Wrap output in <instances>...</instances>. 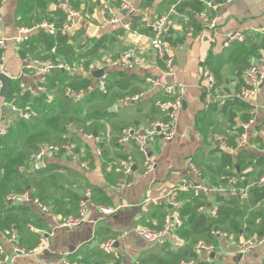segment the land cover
I'll use <instances>...</instances> for the list:
<instances>
[{
    "label": "crops",
    "instance_id": "crops-1",
    "mask_svg": "<svg viewBox=\"0 0 264 264\" xmlns=\"http://www.w3.org/2000/svg\"><path fill=\"white\" fill-rule=\"evenodd\" d=\"M212 1L218 3L217 9L198 0H130L134 12L128 15L121 9L120 0H34L31 4L25 1L24 7L22 0H0V19L6 39L4 72L12 82L18 81L24 91L30 92L32 102L37 98L51 101L56 95L55 90L50 92L44 87L50 72H39L36 61L64 64L72 72H62L92 81L88 92H80L75 97L76 102L84 101V96L90 92L101 91L100 81L103 77L109 79L105 96L86 102L82 113L88 118L95 115L87 121V133L99 137L100 142L86 139V132L82 130L68 129L64 141L69 136L74 143L73 155H48L36 161L35 153L26 152L25 166L21 170L30 181L22 180L19 184L26 185V192L31 191L34 198L40 200L41 196L40 201L47 206L48 212L42 213L35 204L16 206L7 203L9 207L23 209L16 213L26 227L14 229L19 245L34 252L14 256V246L8 235L0 231V244L9 258L0 264H63V254L69 261L78 263L136 264L154 246L137 235L136 229H161L164 225L160 223V208L165 205L153 202L144 210L142 204L147 198L165 199L183 181L223 188L219 173L224 154L234 163L245 150L264 159V84L256 99L248 103L257 109V113L247 133V145L233 147L229 142L226 148L218 149L214 139L217 134L234 136L236 129L247 122L250 115V110L245 107L231 104L236 99L242 100V91L249 87L244 75L246 68L261 60L264 64V0H235L230 4ZM104 5L112 9V15L119 21L117 24L105 21L111 15L102 12ZM173 5H177L179 16L172 19L167 39L168 53L174 63L173 72L169 74L151 48L150 40L153 36L151 25ZM68 7L81 14L75 27L66 34L75 54L72 65L63 57L54 60L55 52L43 53V47H39V58L35 52H25L21 46L27 41H32L39 32L49 33L43 29L35 31L27 41L20 42L18 29H31L43 23L60 26ZM206 18H217L213 30L206 27ZM235 33L242 34L244 42L225 46L227 37ZM130 49L142 61V65L133 70L117 65L120 53ZM100 70L104 71V76L94 77ZM210 75L215 80L211 91L207 89ZM148 79L158 80L162 86L155 87L147 82ZM174 85L185 87L175 138L165 141L158 136L152 142L150 153L156 169L146 174L144 158L137 146L133 143L119 145L117 139L128 130L149 128L159 119L153 102ZM139 93L145 94L140 102L127 100ZM5 100L2 98L0 104ZM21 119L10 109L1 108L0 130H7L8 134ZM113 162L131 164L133 175L128 179L134 182L132 187L119 189V181L124 175L113 167ZM251 170L250 166L244 173ZM256 172L254 176L258 182L252 177L246 186L264 185L260 183L264 172H260V168ZM238 179L244 182L243 177L238 176ZM87 189L97 191L94 206L87 212V222L71 230L58 227L61 218L78 216L79 200ZM99 207H113L117 212L105 215ZM260 208L264 207L259 206L257 210ZM169 211L170 208L166 213ZM248 236L244 233L237 238H217L212 244L213 251L196 250L197 259L191 261L194 264H264V245L246 255L237 252L239 239ZM109 240L116 241L119 260L101 250V244ZM165 242L173 247L184 244L176 231L168 235Z\"/></svg>",
    "mask_w": 264,
    "mask_h": 264
},
{
    "label": "trees",
    "instance_id": "trees-1",
    "mask_svg": "<svg viewBox=\"0 0 264 264\" xmlns=\"http://www.w3.org/2000/svg\"><path fill=\"white\" fill-rule=\"evenodd\" d=\"M25 1L31 4L34 0H22V7H24ZM29 41L21 46L25 48V52H35L36 57L39 58L38 52H41L39 47H43V53L55 52L54 60L58 59V57H63L72 65V59L75 54L72 45L68 44V35L58 33L52 36L45 32H39L38 35L33 37L32 41ZM1 55L2 51L0 50V65ZM106 80L108 85L109 79L107 78ZM91 86L92 81L82 76H70L62 71H53L47 75L44 87L50 92L55 90L53 92L56 95L51 101L37 98L32 102L30 92L24 91L18 81L11 83L5 101H14L16 107L30 114V119L22 118L18 125L6 136L0 137L1 232L7 233L15 230L14 228L16 227L23 230L26 227V225L21 223L22 220L16 213L21 212L23 209L15 206L9 207L6 201L7 196L11 193L26 192V185L19 184V181L22 180L25 183L30 181L27 178L25 179L21 170L25 166L26 152L32 151L37 154L41 146H62L65 144L64 140L66 137L64 138V136L70 125L73 130L88 132L87 121L95 115L91 114L89 118L82 115L85 103L96 97L105 96V92L102 90V92H90L84 96V101L79 102H76L75 97L80 92H88ZM160 95L162 96L157 99L160 101H154L153 106L160 117L157 120H167V113L162 112L157 103L173 101L177 96L171 92L160 93ZM231 105L233 107L237 105L245 107L247 111L251 109L248 103L240 99H236ZM250 119L251 116L248 115L245 121L248 122ZM241 131L240 128H237L234 136H228V143L230 142L233 147L236 144L238 145L237 140L241 135ZM121 136L119 135L118 139ZM231 159L229 155L224 154L220 162L222 171L219 173V178H223L222 185L226 189L232 186L237 189L245 188L252 177L257 180L254 175L257 173L256 170L258 168H260V172H264V159H258L250 151L241 152L237 163L232 162ZM247 162L249 163L247 164ZM250 166L252 170L244 173ZM238 176L239 178H244L243 183L238 181ZM232 179H235V181L230 183ZM218 188H221V186ZM229 191L227 194H215L214 197H205L203 195L195 197L193 193L179 194L177 200L182 202V206L178 209V212L182 219V225L175 231L184 244L181 247H173L166 242L154 245L140 257V264H182L183 262H192L191 260L197 259L196 246L199 242L215 243L218 237L213 235L214 231L227 232L230 236L236 238L244 233L249 236L261 237L264 234V208L259 210L257 208L259 206L264 207V185L251 187L246 199L231 196ZM96 192V190L92 192L94 201ZM211 204H217L218 206V212L215 217L199 211L201 206H211ZM168 209L167 205L160 208L161 224H164ZM79 263L89 264L88 261H80Z\"/></svg>",
    "mask_w": 264,
    "mask_h": 264
},
{
    "label": "built area",
    "instance_id": "built-area-1",
    "mask_svg": "<svg viewBox=\"0 0 264 264\" xmlns=\"http://www.w3.org/2000/svg\"><path fill=\"white\" fill-rule=\"evenodd\" d=\"M204 5L212 8L217 9L218 3L213 2L212 0H198ZM224 4H230L235 0H221ZM121 2V9L126 14H133L134 8L130 3V0H120ZM102 12L108 13L111 15V18L105 21L109 24H117L119 21L117 17H114L112 14V9L109 5H104L102 8ZM80 12L76 11L75 9L68 7L66 10V18L64 22L60 26H56L53 23H43L41 25H37L33 28H26L21 27L18 29V41L25 42L29 39V36L34 33L35 31L39 30H47L48 33L52 36L62 33L68 34L76 25V22L80 19ZM179 16V11L177 5H173L169 11L160 16L152 25L153 36L150 40V45L153 51L156 53L159 60L164 64L165 70L167 73L171 74L173 72L174 63L173 59L168 53L167 48V39L170 35V29L172 25V19L174 17ZM206 27L210 30H213L217 26V18L212 20H208L206 18ZM128 29L129 26H126ZM233 42H244V36L239 33H235L229 35L224 43L225 46H228L230 43ZM5 47H6V39L3 35V29L1 25L0 19V50L2 51L1 55V65H0V74H5L3 63L5 59ZM117 65L121 68L127 70H133L136 67L142 65V61L138 59L135 55L134 50H126L120 53L119 59L117 61ZM35 66L37 70L41 73H48L52 71H68L72 72L70 68L65 66L64 64H57L52 61H36ZM245 78L249 83V87L244 89L240 95V98L247 103H252L259 92L260 87L264 84V64L261 60L260 62H255L250 64L245 72ZM107 78L103 77L99 83V88L106 92L107 86ZM148 83L155 87H160L162 84L160 81L155 79H148ZM215 86V80L212 75L208 77V90L211 91ZM3 88L2 82L0 81V100L1 97V90ZM168 92H172L177 97L173 101L169 102H158L157 105L162 110V112L167 113V120H157L155 121L149 128H146L142 131L131 129L125 132L123 136H121L117 140V144L119 145H128V144H135L138 148L139 153L144 158V170L146 174H151L156 169V164L150 156V149L152 142L158 137L161 136L165 141H173L175 138V125L177 122V115L178 112L184 105V96H185V87L182 85H174L167 89ZM145 96L144 93H139L137 95L132 96L131 98L127 99L130 102H140L143 97ZM1 108H8L12 112L17 113L20 115L21 118L30 119V114L26 111H22L15 106L14 101L12 102H4L0 104ZM257 109L252 105L250 109V116L251 119L248 122L242 123L239 128L242 130L241 135L238 138V146L244 147L247 145L248 136L247 133L250 127L254 123V116L257 113ZM70 131L73 130V127L70 125L68 126ZM7 135V130H0V137H4ZM85 138L88 140L95 139L97 142H100V138L94 136L91 133L84 134ZM67 141L62 146L57 145H47L41 146L39 148V152L35 155L36 161H41L48 155H73L74 154V143L67 137ZM215 141L218 143V149H224L228 145V136L217 134L214 137ZM101 154V152H98ZM113 167H116L118 170L122 171L123 177L120 179L118 187L119 189H126L132 187L134 182L129 181V177L133 175V170L131 164L127 162H113ZM234 179L230 181L233 183ZM260 183H264V177L261 178ZM251 186H247L245 188H235L230 187L229 189L223 188H211L207 185H199L194 184L190 181H183L172 193H170L165 199L154 201L150 198H147L142 207L146 210L153 202L159 205H167L170 208L169 213L165 218V223L161 229H148V228H137L136 233L139 235L146 243L150 245H157L163 244L164 239L168 237L173 231L179 228L182 225V219L180 218V214L178 209L181 207V202L177 200V196L180 193H193L195 197L203 195L205 197H211L218 192H226L228 190L231 196L240 197L242 199H246L248 192ZM6 201L9 205H26V204H35L42 213H47L48 208L47 206L42 203L39 199L33 197L31 191H27L24 193H11L7 196ZM90 206H94L93 204V195L92 191L87 189L79 202V214L78 216H67L60 219L58 227L62 229H76L82 226L84 223L87 222V212ZM100 211L105 215H112L117 212L116 208L110 207H99ZM199 211L205 214H209L213 217L217 215L218 206L217 204H211V206L203 205L199 208ZM8 235V240L14 246V256H27L32 254L34 251H28L21 247L18 243V237L15 230L6 233ZM213 235L227 239L230 238V235L227 232L221 231H214ZM264 245V234L261 237L257 236H248L239 239L236 244L237 252L241 255H246L251 253L255 248ZM101 250L104 251L106 254L113 256L116 260L120 259V254L116 249V241L109 240L104 242L100 246ZM215 249L212 244H208L206 242H199L196 246L197 251H207L211 252ZM66 254L62 255V262L63 264H80L78 262H71L66 258ZM9 258L5 256L3 246L0 244V262L7 261ZM136 264H140V262H136ZM182 264H194L193 262H183Z\"/></svg>",
    "mask_w": 264,
    "mask_h": 264
},
{
    "label": "water",
    "instance_id": "water-1",
    "mask_svg": "<svg viewBox=\"0 0 264 264\" xmlns=\"http://www.w3.org/2000/svg\"><path fill=\"white\" fill-rule=\"evenodd\" d=\"M103 76H104L103 70H100V71H97L96 73H94V77H96V78H101ZM0 81L2 82V85H3V88L1 90V97L3 99H6V97L8 96L10 85L12 83V79L6 74H0ZM43 98H46V96L44 95ZM150 156H152L151 153H150ZM164 240H166V238Z\"/></svg>",
    "mask_w": 264,
    "mask_h": 264
}]
</instances>
